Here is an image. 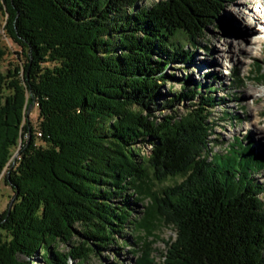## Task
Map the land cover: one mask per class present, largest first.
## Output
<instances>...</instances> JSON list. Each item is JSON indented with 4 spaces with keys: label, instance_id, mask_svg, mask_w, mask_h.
I'll return each mask as SVG.
<instances>
[{
    "label": "trees",
    "instance_id": "trees-1",
    "mask_svg": "<svg viewBox=\"0 0 264 264\" xmlns=\"http://www.w3.org/2000/svg\"><path fill=\"white\" fill-rule=\"evenodd\" d=\"M143 1L0 0L24 59L4 73L0 41V183L12 192L0 264H84L117 240L139 244L153 220L175 233L162 264H264V157L239 138L213 152L216 87L184 78L172 92L166 74L193 61L181 39L194 50L232 0Z\"/></svg>",
    "mask_w": 264,
    "mask_h": 264
},
{
    "label": "rangeland",
    "instance_id": "rangeland-1",
    "mask_svg": "<svg viewBox=\"0 0 264 264\" xmlns=\"http://www.w3.org/2000/svg\"><path fill=\"white\" fill-rule=\"evenodd\" d=\"M147 1L149 0H144L143 4ZM254 1L232 0V3L221 14L217 26L208 29L206 36L202 41H199L194 50L186 40L181 39L184 48L187 47L189 52L193 54V61L186 67L175 63L170 69L166 70V74L174 76L171 80L172 92L180 90L179 81L177 80H183L184 78L190 80L187 85L190 87L198 83H202L206 87L210 84L216 87L214 96L218 99V106L212 111L216 126L210 138L214 139L213 152L225 153L230 144L233 143V138H239L244 141V145H247L250 141L254 151L264 157V135L258 137L253 125V123H258L257 127L264 130V96L256 93L264 90V29L263 26L258 24L257 20H252L249 14V8L254 6ZM262 2L264 3V0ZM241 6H244L242 10L245 12L242 17L235 11L237 7ZM4 21V17L0 14V41L2 46L8 49V54L2 64V71L5 73L6 69H12L13 66L20 65L24 59L14 54H19V49L5 37L3 32ZM244 38H246V41H244ZM259 40L262 41V44L257 43ZM237 45L242 49H239ZM222 55L226 57L223 58ZM257 66L261 67L262 79H259V75L256 73ZM207 76H215V82L208 80ZM168 87L169 84L166 83L160 89L165 98L170 96L167 91ZM189 108V103L183 102L177 106L176 111L179 116H183ZM29 113L31 122L35 125L37 119L35 108L32 107ZM225 114L228 115L225 116ZM162 115H169V113H156L158 118ZM149 150H143L142 155L147 154ZM15 155L14 159L17 156ZM254 179L264 185L263 172L254 174ZM181 180L182 178L178 177L169 179L162 184L156 183L151 191H161L165 187L179 183ZM11 197L12 192L9 187L0 183V213L10 204ZM262 199L264 201V195ZM149 205V200L144 199L140 206L134 207L136 211L134 216L136 218L141 217L145 207ZM174 238L175 233L172 228L159 222V220H153L149 224L148 234L146 233L140 238L141 242L139 244L125 246L122 240H117L107 250H96V253H100V256L90 255L84 264H135L138 257L136 251L140 247L147 250L148 259L151 262L162 264L161 255L165 253L167 243H170ZM76 243L73 240L68 245L60 244L58 251L66 253ZM23 260L27 261V259ZM29 264H43V262L41 257L38 256ZM68 264L81 263L78 260L71 261L68 259Z\"/></svg>",
    "mask_w": 264,
    "mask_h": 264
},
{
    "label": "bare ground",
    "instance_id": "bare-ground-1",
    "mask_svg": "<svg viewBox=\"0 0 264 264\" xmlns=\"http://www.w3.org/2000/svg\"><path fill=\"white\" fill-rule=\"evenodd\" d=\"M242 9H244V6L243 7L242 6L241 7H237L235 9L236 13L239 14L241 17H242V15H245V12ZM249 14L252 17V20L253 19L257 20L258 24L263 26V29H264V3L262 2V0H255L254 1V6L249 8ZM244 41H246V38H244ZM257 43L258 44H262V41L259 40ZM237 46H238L239 49H242V47H240L239 45H237ZM222 57L224 58L226 56L222 55ZM256 93H258L260 96H264V90L258 91ZM247 94H249V93H247ZM253 125H254V128L256 130V135L258 137H263V135H264L263 134V132H264L263 128L257 127L258 123H253Z\"/></svg>",
    "mask_w": 264,
    "mask_h": 264
},
{
    "label": "water",
    "instance_id": "water-1",
    "mask_svg": "<svg viewBox=\"0 0 264 264\" xmlns=\"http://www.w3.org/2000/svg\"><path fill=\"white\" fill-rule=\"evenodd\" d=\"M32 107H29V111L31 110ZM16 156V155H15Z\"/></svg>",
    "mask_w": 264,
    "mask_h": 264
}]
</instances>
